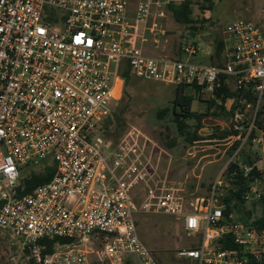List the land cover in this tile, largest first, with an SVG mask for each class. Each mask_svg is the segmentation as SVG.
<instances>
[{
  "label": "built area",
  "instance_id": "2783aa9c",
  "mask_svg": "<svg viewBox=\"0 0 264 264\" xmlns=\"http://www.w3.org/2000/svg\"><path fill=\"white\" fill-rule=\"evenodd\" d=\"M180 1L0 0V230L27 248L33 264H134L132 255L141 264H160L137 234V212L182 218L197 239L178 257L264 264V228L225 215L218 182L187 208L172 191L147 183L130 148H111L98 136L121 98L128 68L139 78L198 87L211 96L224 76L238 92L249 87L254 113L245 133L230 137L241 144L260 140L250 134L264 96V36L253 21L226 25L233 43L221 65L143 50L145 33H154L167 5ZM198 50L182 43L187 56ZM234 117L237 122L241 113ZM48 158L55 164L51 179L16 195L21 170ZM242 168L247 173L252 165ZM262 197L253 185L243 195L251 202ZM54 237L70 241L43 254L39 241ZM228 237L236 247L224 246Z\"/></svg>",
  "mask_w": 264,
  "mask_h": 264
},
{
  "label": "rangeland",
  "instance_id": "374dc122",
  "mask_svg": "<svg viewBox=\"0 0 264 264\" xmlns=\"http://www.w3.org/2000/svg\"><path fill=\"white\" fill-rule=\"evenodd\" d=\"M191 1V22L175 21L167 9L165 15L155 23L154 33H145L143 44L146 53L153 56H180L204 64L210 63L208 58L212 54L214 62L222 61L227 46L233 43L225 27L239 18L253 21L264 36V0H211L210 6L203 0ZM200 4H204V7ZM185 41L199 46L198 52L189 56L181 53ZM219 42L224 44L218 53ZM187 95L192 97L191 110L205 114L198 129L201 139L192 143L185 142L172 119L174 98L183 101L182 97ZM209 100L207 94L199 96L188 87L176 88L174 83L130 74L123 85L121 98L112 104L111 115L103 119L98 136L103 145L130 148L129 154L145 172L147 183L159 190L172 191L187 208L196 199L206 198L215 182H218L217 199L224 204L223 197L229 189L235 188L232 174L228 172L233 159L240 167L255 162L259 175L253 186L264 192V96L258 107L262 111L261 126L251 135V138L259 137L260 140L253 142L249 138L243 144L239 141L237 147L236 137L220 139L210 136L221 130L243 132L255 107L238 106L231 113V99L223 103L224 109L217 106L220 99L214 104H210ZM235 112L241 113L237 122L234 120ZM186 121L192 130L196 125L195 119L187 118ZM235 122L238 129L233 128ZM237 149L239 154L234 157ZM41 167L26 166L20 175ZM257 203L245 201L243 205V208L251 210V217L260 211ZM231 214L235 221H242L246 217L244 210ZM134 220L140 240L160 264H197L193 259L177 256L179 249L193 246L197 239L195 234L184 229L181 217L137 212ZM0 256L1 264H29L27 253L17 239L3 230H0ZM132 258L134 264H141L136 255H132Z\"/></svg>",
  "mask_w": 264,
  "mask_h": 264
},
{
  "label": "trees",
  "instance_id": "16d2710c",
  "mask_svg": "<svg viewBox=\"0 0 264 264\" xmlns=\"http://www.w3.org/2000/svg\"><path fill=\"white\" fill-rule=\"evenodd\" d=\"M210 6L211 0H203ZM192 1L191 0H182L180 2H171L167 5L168 11L171 13L172 17L175 21L179 23H189L191 22V13H192ZM201 7H204V4H200ZM224 42H219L217 45V52L219 53L221 46H223ZM224 59L219 60L218 62H214L211 60L210 63L214 64H222ZM124 73V85L126 83L127 78L130 75L128 68L125 69ZM225 76L222 78V83L219 88H217L213 92V96L208 95L209 103L214 104L218 99H220V104L217 105L219 109H224L223 103L231 99L233 104L231 106V113L234 112L235 108L241 106H252L255 107L256 96L253 94V91L249 87L243 88L240 92L231 88L225 82ZM180 87H188L191 91L195 92L197 95H205L204 93L200 92L198 87L187 86V85H176V88ZM183 101L179 100L178 97L174 98L173 103V121L176 125L177 131L180 135L183 136V139L187 143H192L193 141L201 139V136L198 134V129L201 127V119L204 117V113H199L196 111H192L190 108L192 97L190 95L183 96ZM180 107L179 110H176L177 107ZM261 110L257 109L256 116L254 120V128L251 130V135L254 134L256 128L261 126ZM187 118H193L196 121L195 127L191 130L190 125L187 123ZM249 121V120H248ZM242 134L245 133L241 132ZM237 130H221L218 131V134L213 133L211 134L210 138H225L230 137L232 135H237ZM240 140H237L235 147H237ZM239 154L237 152L236 156ZM235 156V157H236ZM50 159V158H49ZM252 165V169L245 173L243 168L238 166L235 159L230 163L228 167V172L232 174L233 177V186L235 188L229 189V192L223 197L224 206V214L227 215L229 213H236L240 210H244L246 217L243 218V222H251L258 226L259 228H264V192L263 197L257 205L260 207V211L257 215L251 217V210L243 208L245 203L243 195L244 193L251 188L253 182L258 178L259 170L255 165V162L250 163ZM55 171V164L53 160L48 159L43 164L40 169H30L25 175H20L18 179V184L16 186V195L21 196L28 194L33 191V189L42 183H46L49 181ZM261 173V172H260ZM255 204V203H254ZM70 239L68 238H61V237H54V238H44L39 241L41 245H44L42 248V253H49L52 252L57 244H63L69 242ZM224 246L226 247H236L233 243L231 237H228L225 241ZM27 253V248L24 249ZM29 264H33V259H29Z\"/></svg>",
  "mask_w": 264,
  "mask_h": 264
},
{
  "label": "crops",
  "instance_id": "0c3cea01",
  "mask_svg": "<svg viewBox=\"0 0 264 264\" xmlns=\"http://www.w3.org/2000/svg\"><path fill=\"white\" fill-rule=\"evenodd\" d=\"M139 43V42H138ZM141 46H142V48H143V50H144V44L143 43H141ZM198 48H199V46H198ZM145 51V50H144ZM148 54V53H147ZM211 60H214V57H213V55L212 54H210L209 55V58H208V61H211ZM183 221V220H182Z\"/></svg>",
  "mask_w": 264,
  "mask_h": 264
},
{
  "label": "flooded vegetation",
  "instance_id": "af4514ba",
  "mask_svg": "<svg viewBox=\"0 0 264 264\" xmlns=\"http://www.w3.org/2000/svg\"><path fill=\"white\" fill-rule=\"evenodd\" d=\"M1 257V256H0ZM0 264H1V260H0Z\"/></svg>",
  "mask_w": 264,
  "mask_h": 264
}]
</instances>
